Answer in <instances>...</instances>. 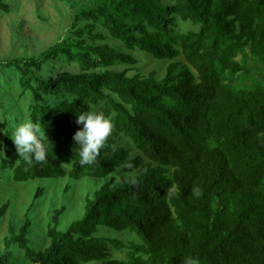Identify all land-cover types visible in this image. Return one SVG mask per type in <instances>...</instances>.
<instances>
[{"label":"trees","instance_id":"16d2710c","mask_svg":"<svg viewBox=\"0 0 264 264\" xmlns=\"http://www.w3.org/2000/svg\"><path fill=\"white\" fill-rule=\"evenodd\" d=\"M60 1L76 10L67 36L0 61L31 96L46 159H22L6 134L0 176L108 180L65 230L66 206L39 241L31 219L11 227L0 264H264V0ZM11 10L0 0V17ZM132 52L170 61L167 74L131 73ZM90 106L114 127L96 161L82 165L73 136Z\"/></svg>","mask_w":264,"mask_h":264},{"label":"rangeland","instance_id":"374dc122","mask_svg":"<svg viewBox=\"0 0 264 264\" xmlns=\"http://www.w3.org/2000/svg\"><path fill=\"white\" fill-rule=\"evenodd\" d=\"M7 1L11 3L12 10L0 17V61L38 55L62 41L74 23L76 10L60 0ZM181 24L184 30L197 28L191 22H181ZM109 42L120 44L113 38H110ZM132 53L139 62L137 68L131 69V73H137L139 70L145 75L152 71H157L159 77L167 74L170 61L158 59L148 53ZM53 64L57 67L60 62L55 60ZM66 69L78 71L75 64L66 66ZM19 85V71L0 65V160L4 156L5 131L8 130L4 123L5 115L10 114L16 121H30L31 96L23 95ZM119 145L131 146L132 142L122 138ZM106 180L108 179L91 177L74 180L69 176L60 179L46 178L17 182L9 175L0 176V254L5 251V237L10 234L11 227L19 230L27 218L34 222L31 236L39 241V237L43 239L46 235L54 210L66 206L61 225V229L65 230L73 220L83 216L87 196L101 187ZM39 187L44 188V193L36 199ZM6 204L9 206L1 217V208ZM121 238L127 243V239ZM14 251L19 252L16 247ZM113 255L125 258L126 250L113 249ZM100 263L101 260H95L86 264ZM13 264H31V262L22 258L21 262L17 261Z\"/></svg>","mask_w":264,"mask_h":264},{"label":"clouds","instance_id":"9594fccd","mask_svg":"<svg viewBox=\"0 0 264 264\" xmlns=\"http://www.w3.org/2000/svg\"><path fill=\"white\" fill-rule=\"evenodd\" d=\"M77 124L83 125L82 129L75 132L73 140L79 146V162L82 165L93 164L100 154V150L105 146L112 133L114 123L102 111H98L92 106L88 111L77 113ZM6 134L10 136L16 146L21 158L31 163L44 161L47 156L46 128L36 121H13L7 124ZM188 264H195L190 260Z\"/></svg>","mask_w":264,"mask_h":264}]
</instances>
